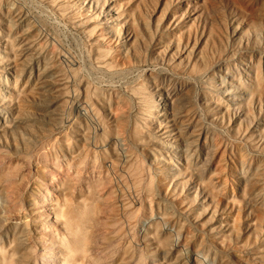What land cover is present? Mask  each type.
<instances>
[{
	"label": "rangeland",
	"instance_id": "374dc122",
	"mask_svg": "<svg viewBox=\"0 0 264 264\" xmlns=\"http://www.w3.org/2000/svg\"><path fill=\"white\" fill-rule=\"evenodd\" d=\"M0 57V264H264V0H0Z\"/></svg>",
	"mask_w": 264,
	"mask_h": 264
},
{
	"label": "bare ground",
	"instance_id": "6f19581e",
	"mask_svg": "<svg viewBox=\"0 0 264 264\" xmlns=\"http://www.w3.org/2000/svg\"><path fill=\"white\" fill-rule=\"evenodd\" d=\"M109 28H113V27H111V25H110ZM103 53L104 52L102 51V54ZM104 55L105 54H103L102 56H104ZM2 59L3 58L0 57V60H2ZM171 100H172V98H170V102H171ZM170 106H171V103H170ZM164 109H167V103L164 106ZM163 119H164V117H163ZM165 120H167V119H165ZM159 145H160V143H159ZM161 146H162L161 147V153H165V154L169 153L168 157L169 156H174L176 158H179L181 156H182V158L184 157V153L182 154V149L180 147L177 148L176 146H173V145H170V144H167V143L161 144ZM178 164L181 165L180 163H178ZM52 214H53V218L55 220H62L63 221V220H65L67 218V214H65V212H63V211H53Z\"/></svg>",
	"mask_w": 264,
	"mask_h": 264
}]
</instances>
